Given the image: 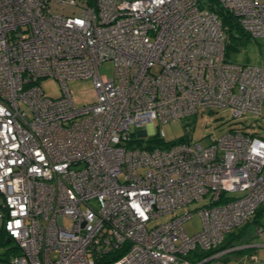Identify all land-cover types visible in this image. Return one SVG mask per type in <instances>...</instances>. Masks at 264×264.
Here are the masks:
<instances>
[{"label": "built area", "instance_id": "2783aa9c", "mask_svg": "<svg viewBox=\"0 0 264 264\" xmlns=\"http://www.w3.org/2000/svg\"><path fill=\"white\" fill-rule=\"evenodd\" d=\"M217 2L264 37V0ZM225 41L202 0H0V222L18 248L0 264H227L225 235L264 206V137L147 147L136 130L161 141L156 121L260 115L264 66L230 61ZM48 76L59 97L38 85ZM77 78H92L88 103L67 88ZM200 199L195 234L190 212L156 220Z\"/></svg>", "mask_w": 264, "mask_h": 264}, {"label": "rangeland", "instance_id": "374dc122", "mask_svg": "<svg viewBox=\"0 0 264 264\" xmlns=\"http://www.w3.org/2000/svg\"><path fill=\"white\" fill-rule=\"evenodd\" d=\"M202 1L208 2V0ZM235 34L239 35L240 33L237 31ZM235 44L234 48L228 53L230 61L240 64L250 63L264 66V37H244L242 40H237ZM99 73L101 76L112 77L113 61L106 59L101 62L99 64ZM38 85L43 90L45 96L56 98L62 94L59 82L50 76L40 79ZM66 85L75 103L78 105L88 103L94 98L92 78L69 79L66 81ZM231 128H239L244 132H254L261 136L264 135V101L261 104L260 115L246 113L242 118H234L228 108L212 107L175 121L165 123L156 121L154 124L156 132H160V130L164 132V138L161 140V144H164V146L181 139L187 142H199L201 145L206 146L211 142L212 138L220 136ZM136 130H139L142 135L140 136L143 138L141 142L152 143L151 137L145 131V125ZM134 136L136 137V133ZM205 203L206 199L191 201L175 208L163 218L161 217L156 220H166L173 216L190 212L191 216L183 221L182 226L187 234H195L202 228V220L198 210ZM259 213L257 222L264 227V210H261ZM65 223L69 224V220L65 219ZM225 238V246L229 247L233 245L232 247H237V249L223 254L222 259L227 264H255V260L251 258L252 255L256 256V261H264V246L240 247L244 244L257 245L264 243V230L257 234L255 222H248L246 225L234 228L225 235ZM17 250L18 248L14 241L6 240L0 222V257L7 256L9 253Z\"/></svg>", "mask_w": 264, "mask_h": 264}, {"label": "trees", "instance_id": "16d2710c", "mask_svg": "<svg viewBox=\"0 0 264 264\" xmlns=\"http://www.w3.org/2000/svg\"><path fill=\"white\" fill-rule=\"evenodd\" d=\"M207 4L210 6V9L215 11L218 16L221 19L222 25L225 27V33H226V41H225V53L226 56L228 58V53L230 52V50H232V48H234V46L236 45L235 42L239 39H243L244 37H249L248 34H246L241 27L238 25V23L236 22V19L234 16H232L230 13H228V11L224 10L217 2V0H208ZM227 27V29H226ZM239 32V35H236L235 32ZM234 42V43H233ZM244 132V131H243ZM251 134H256L254 132H251ZM259 135V134H257ZM261 136V135H259ZM264 136V135H262ZM189 139V137H188ZM151 142H153L152 144L147 145V147H153V144H161V141H159L157 139V137L153 136L151 139ZM177 142H187L184 139H181ZM264 208V206H260L257 208L256 210V215L254 216L253 219L245 222L243 225H246L248 222H255L256 223V229L257 228H261L260 232H262V230H264V227H262L261 224H259L257 222L258 219V213L261 211V209ZM242 225V226H243ZM241 227V226H240ZM226 239V238H225ZM8 240V239H6ZM225 240L224 243L220 246V248H225L227 246H225ZM226 262V261H225ZM227 263V262H226Z\"/></svg>", "mask_w": 264, "mask_h": 264}, {"label": "clouds", "instance_id": "9594fccd", "mask_svg": "<svg viewBox=\"0 0 264 264\" xmlns=\"http://www.w3.org/2000/svg\"><path fill=\"white\" fill-rule=\"evenodd\" d=\"M239 129V128H238ZM139 133H140V131H139ZM247 133H250L251 134V132H247ZM252 135H255V136H259V135H257V134H252ZM259 137H264V136H259ZM242 226V225H241ZM259 234V233H258ZM7 239V238H6ZM8 241V240H7Z\"/></svg>", "mask_w": 264, "mask_h": 264}, {"label": "crops", "instance_id": "0c3cea01", "mask_svg": "<svg viewBox=\"0 0 264 264\" xmlns=\"http://www.w3.org/2000/svg\"><path fill=\"white\" fill-rule=\"evenodd\" d=\"M261 210H264V208H262ZM258 214H260V213H258Z\"/></svg>", "mask_w": 264, "mask_h": 264}]
</instances>
